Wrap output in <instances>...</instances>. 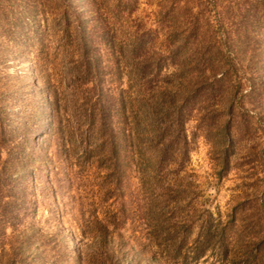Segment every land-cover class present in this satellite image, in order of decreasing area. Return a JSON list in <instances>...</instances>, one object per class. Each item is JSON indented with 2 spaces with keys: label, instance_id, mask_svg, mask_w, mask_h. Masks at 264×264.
Instances as JSON below:
<instances>
[{
  "label": "rangeland",
  "instance_id": "1",
  "mask_svg": "<svg viewBox=\"0 0 264 264\" xmlns=\"http://www.w3.org/2000/svg\"><path fill=\"white\" fill-rule=\"evenodd\" d=\"M0 264H264V0H0Z\"/></svg>",
  "mask_w": 264,
  "mask_h": 264
}]
</instances>
